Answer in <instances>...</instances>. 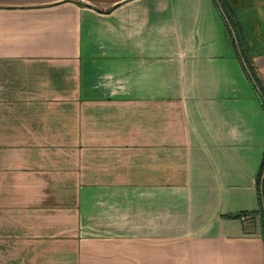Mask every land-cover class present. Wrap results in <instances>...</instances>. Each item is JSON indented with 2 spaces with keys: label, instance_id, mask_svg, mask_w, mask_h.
I'll use <instances>...</instances> for the list:
<instances>
[{
  "label": "crops",
  "instance_id": "0c3cea01",
  "mask_svg": "<svg viewBox=\"0 0 264 264\" xmlns=\"http://www.w3.org/2000/svg\"><path fill=\"white\" fill-rule=\"evenodd\" d=\"M229 14L0 0V264H264V55Z\"/></svg>",
  "mask_w": 264,
  "mask_h": 264
},
{
  "label": "rangeland",
  "instance_id": "374dc122",
  "mask_svg": "<svg viewBox=\"0 0 264 264\" xmlns=\"http://www.w3.org/2000/svg\"><path fill=\"white\" fill-rule=\"evenodd\" d=\"M231 9L232 15H227L229 30L228 35H234L238 42L239 31L236 29L235 21L242 26L243 41L240 43V51L248 53L253 57H263L264 55V4L263 0H219ZM226 10V9H225ZM227 11V10H226ZM233 20H235L233 22ZM227 29V28H226ZM229 35V36H230ZM239 37V38H238ZM254 75V74H253ZM252 75V77H253ZM258 80V74L254 75ZM256 80V81H257Z\"/></svg>",
  "mask_w": 264,
  "mask_h": 264
},
{
  "label": "trees",
  "instance_id": "16d2710c",
  "mask_svg": "<svg viewBox=\"0 0 264 264\" xmlns=\"http://www.w3.org/2000/svg\"><path fill=\"white\" fill-rule=\"evenodd\" d=\"M223 4H224V2H223ZM230 16H231V14H229ZM225 25H226V27H227V30H229V27H228V25L225 23ZM229 33H230V31H228ZM241 36V35H240ZM232 37V36H231ZM242 40V39H241ZM261 98V97H260ZM262 99V98H261ZM264 102V101H263ZM263 105H264V103H263ZM260 172H259V174H258V179H259V177H260ZM264 195V190L262 191V196ZM264 226V225H263Z\"/></svg>",
  "mask_w": 264,
  "mask_h": 264
},
{
  "label": "built area",
  "instance_id": "2783aa9c",
  "mask_svg": "<svg viewBox=\"0 0 264 264\" xmlns=\"http://www.w3.org/2000/svg\"><path fill=\"white\" fill-rule=\"evenodd\" d=\"M241 218H243V219H244V218H245V216H244V215H242V216H241Z\"/></svg>",
  "mask_w": 264,
  "mask_h": 264
}]
</instances>
